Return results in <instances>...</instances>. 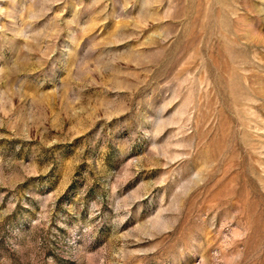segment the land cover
Masks as SVG:
<instances>
[{
	"label": "rangeland",
	"instance_id": "rangeland-1",
	"mask_svg": "<svg viewBox=\"0 0 264 264\" xmlns=\"http://www.w3.org/2000/svg\"><path fill=\"white\" fill-rule=\"evenodd\" d=\"M0 264H264V0H0Z\"/></svg>",
	"mask_w": 264,
	"mask_h": 264
}]
</instances>
